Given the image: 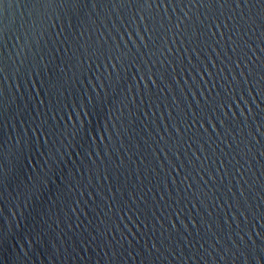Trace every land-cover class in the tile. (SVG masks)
<instances>
[{
	"label": "water",
	"instance_id": "1",
	"mask_svg": "<svg viewBox=\"0 0 264 264\" xmlns=\"http://www.w3.org/2000/svg\"><path fill=\"white\" fill-rule=\"evenodd\" d=\"M262 115L264 0L6 2L0 264H264Z\"/></svg>",
	"mask_w": 264,
	"mask_h": 264
},
{
	"label": "snow or ice",
	"instance_id": "2",
	"mask_svg": "<svg viewBox=\"0 0 264 264\" xmlns=\"http://www.w3.org/2000/svg\"><path fill=\"white\" fill-rule=\"evenodd\" d=\"M6 2H10V0H0V8L3 7V5ZM46 3H59L61 6H63L64 4H70V5H76L79 4L81 2H83V0H45ZM145 3H148L149 0H144ZM209 3H216L219 2V0H208ZM235 2V0H234ZM223 3L226 4L228 3V0H223ZM147 31V29H145V32ZM145 47H147V45H144ZM117 76V81L116 83L119 85L120 84V78H119V74L116 73ZM108 78L109 80H111L112 78V73L108 74ZM106 96H100L99 94H97L95 97L90 98L88 103L85 104V107H88L89 105L92 106L93 109L95 108H100V110L102 111L103 108L106 106ZM93 100H95V103H93ZM251 111V110H249ZM261 120L262 122H264V115L261 116ZM80 129H74V132L72 134H75V132H79ZM46 135V133H45ZM40 137H36V140L39 141ZM20 142L18 141V144ZM45 143H48V141H45ZM24 152L23 148H20V154L22 155ZM47 160L43 161V165L44 168H47L48 171H45L44 168L41 169L40 172L34 174L32 177H30V186L33 189H39L41 186L44 185V183L49 180V176H48V172H55V167H56V162L59 159L58 156V151H49L47 154ZM4 175V173L2 171H0V177H2ZM259 235H264V233H261ZM237 243H242L245 245V247L243 249H237L236 254L240 255V256H248L250 257L253 261L256 260L257 255L259 256V260L264 261V247H262L260 249V252L257 253L255 252L252 248L248 247L249 241L245 240L244 236H240ZM217 244H219V241H217ZM251 244L254 246L255 241H252Z\"/></svg>",
	"mask_w": 264,
	"mask_h": 264
}]
</instances>
